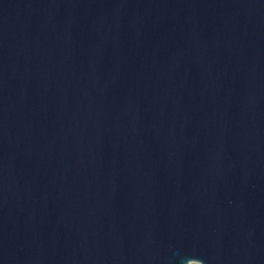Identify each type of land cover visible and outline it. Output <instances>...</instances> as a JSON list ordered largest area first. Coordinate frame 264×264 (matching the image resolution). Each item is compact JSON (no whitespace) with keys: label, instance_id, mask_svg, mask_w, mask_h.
I'll return each instance as SVG.
<instances>
[{"label":"water","instance_id":"95a60500","mask_svg":"<svg viewBox=\"0 0 264 264\" xmlns=\"http://www.w3.org/2000/svg\"><path fill=\"white\" fill-rule=\"evenodd\" d=\"M264 264V0H0V264Z\"/></svg>","mask_w":264,"mask_h":264},{"label":"rangeland","instance_id":"374dc122","mask_svg":"<svg viewBox=\"0 0 264 264\" xmlns=\"http://www.w3.org/2000/svg\"><path fill=\"white\" fill-rule=\"evenodd\" d=\"M190 264H200V263L193 261V262H190Z\"/></svg>","mask_w":264,"mask_h":264}]
</instances>
